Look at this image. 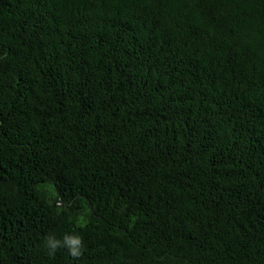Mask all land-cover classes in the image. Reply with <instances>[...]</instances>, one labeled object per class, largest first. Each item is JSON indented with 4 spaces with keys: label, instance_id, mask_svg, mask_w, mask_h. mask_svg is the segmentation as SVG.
I'll return each mask as SVG.
<instances>
[{
    "label": "trees",
    "instance_id": "1",
    "mask_svg": "<svg viewBox=\"0 0 264 264\" xmlns=\"http://www.w3.org/2000/svg\"><path fill=\"white\" fill-rule=\"evenodd\" d=\"M0 264H264V0H0Z\"/></svg>",
    "mask_w": 264,
    "mask_h": 264
},
{
    "label": "clouds",
    "instance_id": "2",
    "mask_svg": "<svg viewBox=\"0 0 264 264\" xmlns=\"http://www.w3.org/2000/svg\"><path fill=\"white\" fill-rule=\"evenodd\" d=\"M43 247L50 257L55 256L59 249L66 248L68 255L73 259H77L83 254L84 244L80 235L65 234L62 239H58L54 235H48L45 237Z\"/></svg>",
    "mask_w": 264,
    "mask_h": 264
}]
</instances>
